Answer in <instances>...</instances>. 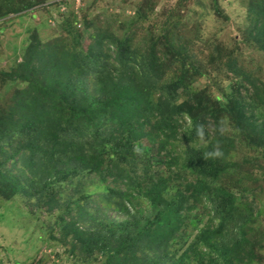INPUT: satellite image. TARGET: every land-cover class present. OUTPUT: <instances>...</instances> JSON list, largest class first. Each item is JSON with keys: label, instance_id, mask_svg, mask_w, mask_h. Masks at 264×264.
<instances>
[{"label": "trees", "instance_id": "trees-1", "mask_svg": "<svg viewBox=\"0 0 264 264\" xmlns=\"http://www.w3.org/2000/svg\"><path fill=\"white\" fill-rule=\"evenodd\" d=\"M35 5L14 0L0 6V18L4 9L22 14ZM263 5L264 0L246 38L258 41L262 50ZM73 30L69 25L67 31ZM72 37L74 46L65 48L62 35L42 41L35 34L20 60L14 57L7 68L0 67V89L16 86L0 115L5 116L0 117L4 198L20 195L33 207L61 210L51 225L59 235L51 238L83 264L99 259L100 264H190L197 247L207 248L209 255H194L201 256L198 264H250L245 261L254 260L253 246L259 242L244 227L262 216L251 195L264 180V112L255 110H264L261 62H243L239 52L229 50L203 64L189 45L182 50L184 44L167 35L164 42L152 35L143 51L131 47L129 36L98 26L85 45L78 35ZM215 50L221 52L220 46ZM176 63L181 73L156 88L165 100L156 102L153 87L166 66ZM219 69L231 73L235 86L228 83L217 93L209 86L192 95L194 76L212 77ZM182 96L186 99L180 102ZM226 123L232 127L228 132ZM234 125L242 131L237 138L229 133ZM238 141H245L248 151L241 160L227 161L228 149ZM106 145L110 152L104 156ZM159 167L168 175L151 174ZM223 173L238 177V185H219ZM240 179L252 183L241 185ZM172 182L177 186L170 187ZM65 185L71 189L68 197L61 194ZM110 210L127 218H110ZM192 228L198 232L178 257L171 243ZM259 233L264 238V230Z\"/></svg>", "mask_w": 264, "mask_h": 264}, {"label": "rangeland", "instance_id": "rangeland-1", "mask_svg": "<svg viewBox=\"0 0 264 264\" xmlns=\"http://www.w3.org/2000/svg\"><path fill=\"white\" fill-rule=\"evenodd\" d=\"M13 1L0 0V6L9 7ZM30 1H34L36 4L34 11L18 14L13 9H4L7 12L0 18V67L5 66L7 68L12 64L14 57L20 60L24 50H27L35 42V34L42 41H48L62 35L65 48H70L75 43L73 34L78 35L82 42L84 40L85 45L88 33L93 31V27L98 26L108 29L120 37L129 36L131 47H136L142 51L146 48L147 39L152 35L159 37L167 35L170 41L178 42L180 45L184 44L180 47L182 50L186 44L189 45L194 59L203 64H208L216 54H226L229 50L232 52L236 50L243 62L249 63V60L255 58L261 62V67L264 69V50L259 47L258 41L256 43L246 39L250 28L253 26L252 21L256 17V12L260 10V3L263 0ZM90 23L91 27L89 26ZM167 24L171 27L164 31L162 28L166 27ZM69 25L72 30L74 29L73 33L67 31ZM172 29L174 32H171ZM161 40L164 42L165 38L162 37ZM218 45L221 52L215 50ZM181 71L180 63L170 67L169 65L166 66L162 81L158 82L152 89V97L156 99V102L163 94L160 89L156 88H159L163 82L168 83L175 80ZM111 72L114 75L118 74L117 70L113 68ZM261 74L264 77V71ZM230 76L231 73L225 72L223 69L216 70L212 77L209 75L194 76L196 80L193 82L190 92L194 95L212 86L214 93H217V89H223L228 83H230V87H233L237 81L236 79H228ZM54 78L56 79L55 76ZM54 81L53 78L48 79V81L45 80V85L50 87ZM214 85H217V88ZM15 87V85H9L8 88L5 86L0 89V115L6 112V107L9 106L6 98L11 95ZM243 94H250V92L244 89ZM185 99L182 96L180 102ZM160 101H165L164 96L160 98ZM255 110L257 113L264 112L261 108ZM249 115H252L250 111L247 113V116ZM109 127L111 125H108ZM231 128L229 123L224 126L223 131L228 132ZM229 133L237 138L242 131L234 125L233 132ZM206 141L203 139L202 142ZM245 143V141H238L235 146L230 147L226 153V160H241L243 154L248 151ZM105 149L104 156H107L110 152L108 145ZM5 165L9 167L10 161H7ZM143 168L138 169L140 175L143 173ZM253 170L256 174L259 173V169ZM151 174L157 178L161 175L167 176L168 172L165 167H159L155 168ZM218 181L221 186L238 185V177L233 176V174L223 173ZM244 183L251 185L252 182L240 179V184L243 185ZM171 186H177V183L172 182ZM216 186L218 185L216 184ZM261 186L262 188L253 192L251 196L256 199L258 206L256 207L262 211V216L257 222L252 223L251 221L244 227L248 237L251 236L253 241L254 238L258 239L259 242L257 244L256 241L253 246V251L256 253L254 260L245 261V263L250 264H264V238L259 237V232L264 230V180ZM120 188L123 190L126 187L120 186ZM70 191L71 189L65 185L61 194L68 197ZM143 206H147V203L145 202ZM147 211L150 209L148 208ZM60 213L62 211L58 209L50 213L46 206L33 207L20 195L12 200H7L0 192V264H16V262H19L18 264H83L81 259L73 254L67 245L51 238L59 235V229L55 228V231L52 232L51 225ZM107 215L118 220L127 218L126 214L112 210L108 211ZM205 222H208V217L204 220V225ZM212 222L216 223L215 221ZM197 232L198 230L192 228L185 232L187 235L184 239L176 238L172 241L171 252L177 253L176 255L181 257L188 251L192 236L194 237ZM194 250L196 253H193ZM201 251L205 254V257L202 258H209L206 253L207 248H193L190 264H198L201 256L195 258L194 255ZM101 261L99 259L93 264H100Z\"/></svg>", "mask_w": 264, "mask_h": 264}]
</instances>
